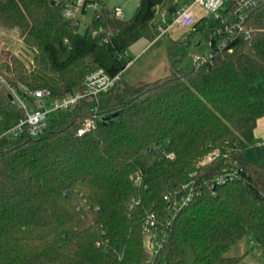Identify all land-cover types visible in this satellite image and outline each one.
Listing matches in <instances>:
<instances>
[{"label": "trees", "instance_id": "1", "mask_svg": "<svg viewBox=\"0 0 264 264\" xmlns=\"http://www.w3.org/2000/svg\"><path fill=\"white\" fill-rule=\"evenodd\" d=\"M68 1L0 0V28L33 53L27 69L1 50L8 83L61 97L81 91L96 68L123 72V52L153 40L158 9L173 14L180 0H139L129 20L93 10L84 33L64 17ZM206 30L203 63L172 58L162 78L52 113L36 137L8 132L24 112L0 86V264H147L151 212L169 223L153 264H237L244 254L225 252L248 231L264 250V162L244 156L264 116V2L231 33ZM224 168L237 174L217 183ZM183 184L193 196L170 208L165 196L179 198Z\"/></svg>", "mask_w": 264, "mask_h": 264}, {"label": "built area", "instance_id": "2", "mask_svg": "<svg viewBox=\"0 0 264 264\" xmlns=\"http://www.w3.org/2000/svg\"><path fill=\"white\" fill-rule=\"evenodd\" d=\"M264 0H188L177 7L172 14L171 20L166 19V12L160 14V21L157 22L156 30L159 33L165 32L171 24H177L184 28L194 26L198 21L205 20L208 15L213 18L210 23L209 32L214 36L221 32L231 33L232 29L239 25V21L243 20L246 14L257 7ZM192 6L199 7L207 13V16H200L195 13ZM107 8L118 19H124L123 11L120 6L115 5L110 7L106 0H69L63 9V15L66 19H79L80 15L88 11ZM220 25H216V23ZM238 22V23H234ZM237 24V25H236ZM210 45V42H209ZM127 55L123 52L122 57ZM209 55V54H208ZM207 57L195 58V64H201L206 61ZM130 60L126 61V66L130 64ZM122 78V71L115 75H109L103 68H96L89 72L84 81L83 89L72 94H67L61 97H53L47 89L32 90L23 83L16 85L8 83L0 74V83L3 85L6 93L12 97L15 102L24 112V118L20 120L8 132L11 135H19L23 129H26L28 134L36 137L41 134L49 124V118L52 113L65 112L76 107L83 99L93 100L97 102L101 93L106 92L115 87ZM32 105L33 109L28 106ZM95 111V109L93 110ZM93 125L91 119H87L83 126L79 128L78 133L82 134L86 129ZM218 155L217 151L209 153L203 163L210 162ZM237 174L235 168H224L221 174L217 175L215 180L217 183L223 182L224 176H234ZM135 183H140V178L135 179ZM176 193L183 192L179 198L167 197L170 208H179L190 201L194 194L191 186L183 184L175 191ZM143 233L145 235V247L148 252L147 264H153L155 257L162 249L167 238V226L160 225L156 213H149L143 221Z\"/></svg>", "mask_w": 264, "mask_h": 264}, {"label": "rangeland", "instance_id": "3", "mask_svg": "<svg viewBox=\"0 0 264 264\" xmlns=\"http://www.w3.org/2000/svg\"><path fill=\"white\" fill-rule=\"evenodd\" d=\"M139 0H106L110 7L118 5L121 7L124 20H129L135 13ZM188 0H180L179 4L187 3ZM166 8V6H164ZM195 13L200 16H207V13L199 7L192 6ZM165 10L163 8L157 11V22L160 21V14ZM91 11L83 13L79 17L78 31L84 33L90 20ZM172 14L166 11V19L171 20ZM205 27L199 31L191 26L184 28L177 24H171L168 29L159 33L157 30L153 40L141 38L132 44L127 50L124 60H130L123 72L121 81L116 89L127 91L142 82L155 81L171 72V60L175 58L182 67H192L195 64V58L207 57L210 51L207 26L212 23L213 18L206 17ZM9 50L10 53L20 57L25 63L27 69H30L33 53L26 48L18 33L14 30H4L0 28V52ZM0 59V70H4ZM28 108L33 109L32 105ZM244 254L242 260L237 264H264V250L255 239L251 231L226 252L225 256H240Z\"/></svg>", "mask_w": 264, "mask_h": 264}, {"label": "crops", "instance_id": "4", "mask_svg": "<svg viewBox=\"0 0 264 264\" xmlns=\"http://www.w3.org/2000/svg\"><path fill=\"white\" fill-rule=\"evenodd\" d=\"M199 26L204 27L205 21L200 20ZM253 135L254 143L244 151V156L248 161L264 162V116H261L257 120Z\"/></svg>", "mask_w": 264, "mask_h": 264}, {"label": "water", "instance_id": "5", "mask_svg": "<svg viewBox=\"0 0 264 264\" xmlns=\"http://www.w3.org/2000/svg\"><path fill=\"white\" fill-rule=\"evenodd\" d=\"M52 3H54V1H52ZM0 86H1V83H0ZM9 99L12 100V97L10 95H8Z\"/></svg>", "mask_w": 264, "mask_h": 264}]
</instances>
